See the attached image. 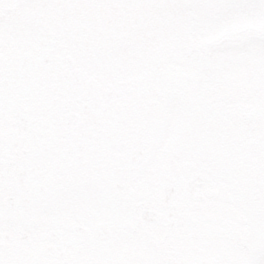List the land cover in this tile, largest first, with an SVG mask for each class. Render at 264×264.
Here are the masks:
<instances>
[{"label":"snow or ice","instance_id":"obj_1","mask_svg":"<svg viewBox=\"0 0 264 264\" xmlns=\"http://www.w3.org/2000/svg\"><path fill=\"white\" fill-rule=\"evenodd\" d=\"M0 264H264V0H0Z\"/></svg>","mask_w":264,"mask_h":264}]
</instances>
